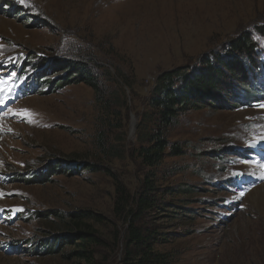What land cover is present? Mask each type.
I'll return each instance as SVG.
<instances>
[{
  "label": "rangeland",
  "instance_id": "rangeland-1",
  "mask_svg": "<svg viewBox=\"0 0 264 264\" xmlns=\"http://www.w3.org/2000/svg\"><path fill=\"white\" fill-rule=\"evenodd\" d=\"M261 28L264 0H0V68L32 72L39 84L0 118V172L17 178L0 181V208L7 217L17 211L0 221V264H85L69 256L73 242L42 249L71 236L57 229L56 214L80 213L99 218L88 221L105 242L97 259L118 264L128 219L122 195L130 203L146 176L165 202L138 224L157 231L171 264H264V149L253 150L264 147V102L246 105L251 95L235 75L226 71L231 92L227 85L183 110L168 134L182 154H167L155 175L135 152L158 76L214 55L231 60L234 41L247 36L264 65ZM86 61L96 74L119 72L132 84L105 76L119 95L107 112L93 88L62 68ZM251 83L264 92L263 74ZM100 134L117 157L101 149ZM178 186L190 190L165 191Z\"/></svg>",
  "mask_w": 264,
  "mask_h": 264
},
{
  "label": "trees",
  "instance_id": "trees-1",
  "mask_svg": "<svg viewBox=\"0 0 264 264\" xmlns=\"http://www.w3.org/2000/svg\"><path fill=\"white\" fill-rule=\"evenodd\" d=\"M257 32L263 34L262 37H264L262 28L258 29ZM255 47V42L247 36L244 39L234 41L232 53L226 55L231 60H228L227 57L224 60L219 55H214L210 57L209 61H204L196 67L192 65L191 67L175 68L157 77L156 84L146 99L147 107L140 114L137 130L138 143L135 149L142 164L149 168L148 175H155L154 172L157 171L167 154L172 153L176 156L182 154L179 144L172 143L168 139L169 131L187 106L199 104L205 98H218L219 94H216V92L220 88L229 86L227 83L224 85V81L227 80L225 76L228 73L235 75L236 83L242 85L241 90L246 93L253 92L256 95L257 91H253L251 81L253 75L260 71L261 66L259 60H256L253 56ZM214 64H218V68H214L212 66ZM74 66L73 68L72 65H67V67L62 68H64L66 75L68 70H71L72 73L74 71L71 78L80 77L88 86L93 88L97 95V102L101 107L104 106L105 112L109 110L111 101L119 96L115 90L106 88V85L103 84V81L106 80L105 76L115 81L118 86L132 85L119 72H116L115 75L107 73V71L100 75L96 74L92 62L87 63L86 61L84 64L78 65L75 63ZM57 86H59V83H57ZM228 88L231 92V86ZM98 143L103 151L118 156L111 147L107 150V141L104 139L103 134L98 136ZM86 169L93 171L96 167L91 166ZM154 184L149 176H146L142 189H139L140 191L133 195L132 203H129V195L125 192L122 195L123 199L124 197L125 199L126 197L129 198L121 206V211L127 210L128 219L126 218L127 233L122 242V253L118 264H171L172 262L171 253L158 249V237L160 235L157 231L150 228L144 229L143 226L138 224L143 212L157 207L160 202H165L161 201L157 194V187ZM186 190L190 189L178 186L168 188L165 191L174 195ZM129 204L131 208H129ZM182 207L180 204L175 205L178 210ZM174 213L179 212L175 211ZM56 216L61 221L57 229L67 232L71 236L69 238L67 236L64 238L55 237L54 244L48 240L42 249L53 252L60 243L73 242L77 249L69 254L72 258L76 257L77 260H82L85 264H109L107 258L102 260L96 257L95 248L105 246V242L101 239V234L95 231L92 225L88 224V221L91 218L99 221L97 216H91L87 213L71 214L69 217H64L61 214H56ZM116 248L117 246H114L112 252H115Z\"/></svg>",
  "mask_w": 264,
  "mask_h": 264
},
{
  "label": "snow or ice",
  "instance_id": "snow-or-ice-1",
  "mask_svg": "<svg viewBox=\"0 0 264 264\" xmlns=\"http://www.w3.org/2000/svg\"><path fill=\"white\" fill-rule=\"evenodd\" d=\"M22 115L28 116L30 114H28L27 112L21 113Z\"/></svg>",
  "mask_w": 264,
  "mask_h": 264
}]
</instances>
